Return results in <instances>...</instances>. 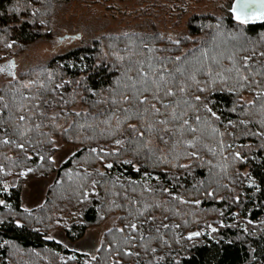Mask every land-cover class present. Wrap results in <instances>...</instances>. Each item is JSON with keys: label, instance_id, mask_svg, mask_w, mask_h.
I'll return each instance as SVG.
<instances>
[{"label": "trees", "instance_id": "obj_1", "mask_svg": "<svg viewBox=\"0 0 264 264\" xmlns=\"http://www.w3.org/2000/svg\"><path fill=\"white\" fill-rule=\"evenodd\" d=\"M67 1L0 0V56H15L43 36L53 7ZM188 29L207 38L185 56H174L183 42L159 35L100 37L54 58L34 78L24 74L0 90L1 264H16L14 254L25 257L26 264L68 255L44 236L55 212L76 208L81 217L67 233L71 240L117 211L125 214V225L129 219L136 224L134 231L106 237L98 264L104 255L106 260L113 254L124 257L128 247L138 264H264V118L250 116L264 109V22L243 25L231 17L194 16ZM218 34L230 35L221 44L229 53L215 64L207 57L202 70L186 73L195 54L201 58L218 44ZM226 64L238 73L224 72ZM246 94L255 95V101L238 105ZM79 99L86 111L75 114L71 109ZM53 111L64 117L63 125ZM60 134L79 149L57 170L43 205L26 212L21 189L3 193L2 184L12 175L46 177L55 171L51 138ZM192 151L199 155L197 162L182 167L184 155ZM174 153L175 165L166 168L164 157ZM217 157L220 171L212 164ZM106 164L108 171L97 170ZM242 168L255 180L247 200L216 201L218 188L247 189L237 173ZM165 188L173 196L187 195L188 201L204 196L199 205L204 211L245 212L244 227L226 226L203 240L184 237L190 224L175 228L168 217L160 234L145 232L144 222L164 209L152 203L144 210L142 201L169 198ZM134 203L142 210L138 215ZM170 205L174 213L179 203Z\"/></svg>", "mask_w": 264, "mask_h": 264}, {"label": "rangeland", "instance_id": "obj_2", "mask_svg": "<svg viewBox=\"0 0 264 264\" xmlns=\"http://www.w3.org/2000/svg\"><path fill=\"white\" fill-rule=\"evenodd\" d=\"M233 0H70L60 3L53 7L49 17V27L43 30V36L33 41L25 49L21 50L12 57L3 58L0 56V90L6 88L11 81L16 80L24 74H29L32 78L42 70L48 63L58 56L65 55L71 51L88 47L91 43L100 37L124 36V35H140L152 36L159 35L161 38L171 42H183V46L175 58L188 55L194 49L199 47L201 42L207 38V34L198 36L189 33V21L194 16H209L214 18L231 17L230 8ZM218 44H211L203 52L201 58H197L195 54L194 61L191 66L185 69V72L193 74L202 70L205 64V58H209L211 63L215 64L222 55L229 53L224 45L231 39L230 35L218 34ZM224 44V45H221ZM208 53V54H207ZM164 58H171L168 53L160 54ZM172 56V57H174ZM199 57V56H198ZM237 68V67H236ZM233 66H226L224 72L233 71L238 73ZM221 70H215V73L225 74ZM218 75V74H217ZM239 75V74H238ZM153 84V82H152ZM153 88V86H150ZM255 95L246 94L239 98L238 105L248 106L255 100ZM75 114L83 113L86 108L82 105L80 99L71 109ZM51 116L58 119L61 125L64 124V117L58 111H53ZM252 118H264V109L257 110L255 114L250 115ZM52 154L53 171L46 177H18L11 176L3 185V193H8L13 187L18 186L21 189V203L26 212H33L40 208L46 200V195L50 187L57 179V170L64 164L79 147L66 142L60 135L52 136ZM118 149H115L116 152ZM178 150V148L174 149ZM175 154V153H174ZM175 154L172 158L164 157V161L168 164L166 168L173 167ZM178 157V156H177ZM199 155L197 152H188L184 155L185 160L181 166L188 167L193 161L197 162ZM221 160L219 157L212 163L217 171L222 170ZM111 168L109 164L99 166V172L108 171ZM138 168L134 166L136 171ZM237 173L243 181L246 188L244 190H235L229 188H218L220 192L216 201L223 200L227 204H231L233 200H247L250 195L248 187L255 186V180L252 178L248 168L238 169ZM146 181H150V177H145ZM71 182V180L69 181ZM162 187V186H161ZM227 188V187H226ZM169 193V198H154L151 203L148 200L142 201V209L148 210L150 204L157 205L163 212L152 216L144 222L143 228L145 232L153 229L159 234L165 227H168V217L173 219L171 225L179 228L181 225L190 224V228L186 230L184 237L193 236L196 239L207 240L211 235L217 233L226 226L244 227L246 214L245 212L234 211L227 216L223 210L204 211L199 205L201 199L193 197L189 201L187 195L173 196L171 188L163 189ZM213 191L210 189L209 194ZM230 194V195H228ZM177 200L174 213L171 212L170 203ZM3 199L0 198V205ZM135 214H140L141 209L138 203H134ZM52 223L47 227L48 231L44 236V240L52 246L59 249H67L68 255L58 253L55 260L46 259L45 264H72L75 261L83 264H98L100 250L106 243V237L114 231L122 233L126 228L130 231L136 229L133 219H129L127 224L123 223L125 214L121 211L108 214L104 219L96 225L88 227L82 237L71 240L67 233L73 224L80 223L81 210L66 209L55 212L53 214ZM172 229V228H169ZM134 245V244H133ZM107 248V247H106ZM125 256L113 254L108 260L105 255L101 259L100 264H138V255L131 247L126 248ZM130 254L134 255V260L128 262ZM157 259L164 258V255L158 256ZM14 263L26 264L28 260L24 257L14 254ZM1 264V263H0Z\"/></svg>", "mask_w": 264, "mask_h": 264}, {"label": "water", "instance_id": "obj_3", "mask_svg": "<svg viewBox=\"0 0 264 264\" xmlns=\"http://www.w3.org/2000/svg\"><path fill=\"white\" fill-rule=\"evenodd\" d=\"M231 18L243 25L264 22V0H233Z\"/></svg>", "mask_w": 264, "mask_h": 264}]
</instances>
